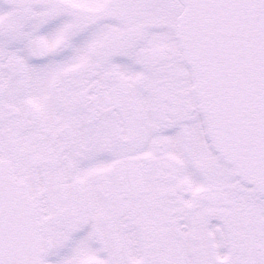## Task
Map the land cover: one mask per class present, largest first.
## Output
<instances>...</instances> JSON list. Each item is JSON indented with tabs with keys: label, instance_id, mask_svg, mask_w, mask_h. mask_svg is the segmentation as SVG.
I'll use <instances>...</instances> for the list:
<instances>
[{
	"label": "flooded vegetation",
	"instance_id": "af4514ba",
	"mask_svg": "<svg viewBox=\"0 0 264 264\" xmlns=\"http://www.w3.org/2000/svg\"><path fill=\"white\" fill-rule=\"evenodd\" d=\"M169 5L0 0V166L40 264H264V197L210 146Z\"/></svg>",
	"mask_w": 264,
	"mask_h": 264
},
{
	"label": "water",
	"instance_id": "95a60500",
	"mask_svg": "<svg viewBox=\"0 0 264 264\" xmlns=\"http://www.w3.org/2000/svg\"><path fill=\"white\" fill-rule=\"evenodd\" d=\"M177 39L213 149L264 197V0H180ZM25 188L0 166V264H40Z\"/></svg>",
	"mask_w": 264,
	"mask_h": 264
},
{
	"label": "rangeland",
	"instance_id": "374dc122",
	"mask_svg": "<svg viewBox=\"0 0 264 264\" xmlns=\"http://www.w3.org/2000/svg\"><path fill=\"white\" fill-rule=\"evenodd\" d=\"M169 7V11H177L178 13H179V15H180V13L182 12V7H181V5L179 6L178 5V7H175L174 5H169L168 6Z\"/></svg>",
	"mask_w": 264,
	"mask_h": 264
}]
</instances>
